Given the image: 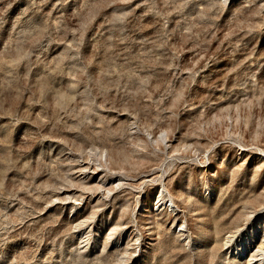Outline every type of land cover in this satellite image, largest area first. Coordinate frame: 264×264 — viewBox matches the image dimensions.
<instances>
[{
    "label": "rangeland",
    "instance_id": "374dc122",
    "mask_svg": "<svg viewBox=\"0 0 264 264\" xmlns=\"http://www.w3.org/2000/svg\"><path fill=\"white\" fill-rule=\"evenodd\" d=\"M263 240L264 0H0V264Z\"/></svg>",
    "mask_w": 264,
    "mask_h": 264
},
{
    "label": "bare ground",
    "instance_id": "6f19581e",
    "mask_svg": "<svg viewBox=\"0 0 264 264\" xmlns=\"http://www.w3.org/2000/svg\"><path fill=\"white\" fill-rule=\"evenodd\" d=\"M253 226V225H252ZM255 226H257V224L255 225ZM255 228V227H254ZM258 228V227H257ZM256 229V228H255ZM239 231V230H238ZM249 233H251L250 231H249ZM235 234V233H234ZM241 234V233H240ZM246 235V234H245ZM244 235V236H245ZM254 235H255V233H254ZM234 236V235H233ZM250 237H253V236H251L250 234L249 235H247L244 239L242 238V240H240L241 241V243H240V248L238 249L239 250V252H243V250H246V249H248V247L252 244L251 242H253V239H251ZM234 238V237H233ZM254 238V237H253ZM231 239V238H230ZM229 239V240H230ZM256 241V240H255ZM259 241V240H258ZM264 241V240H263ZM261 243V242H260ZM261 245V244H260ZM254 246V245H253ZM239 247V246H238ZM263 247V246H262ZM261 247V248H262ZM250 248V247H249ZM260 248V247H259ZM260 248V249H261ZM248 250H250V249H248ZM261 250H263V249H261Z\"/></svg>",
    "mask_w": 264,
    "mask_h": 264
}]
</instances>
